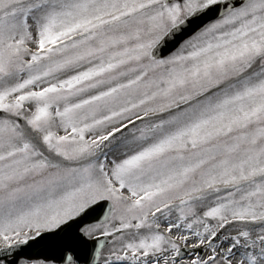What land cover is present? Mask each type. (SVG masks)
<instances>
[{
	"label": "snow or ice",
	"instance_id": "1",
	"mask_svg": "<svg viewBox=\"0 0 264 264\" xmlns=\"http://www.w3.org/2000/svg\"><path fill=\"white\" fill-rule=\"evenodd\" d=\"M0 264H264V0H0Z\"/></svg>",
	"mask_w": 264,
	"mask_h": 264
}]
</instances>
